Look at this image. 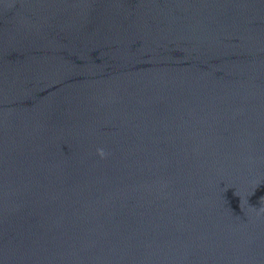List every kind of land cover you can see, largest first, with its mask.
I'll return each mask as SVG.
<instances>
[{
    "label": "water",
    "instance_id": "obj_1",
    "mask_svg": "<svg viewBox=\"0 0 264 264\" xmlns=\"http://www.w3.org/2000/svg\"><path fill=\"white\" fill-rule=\"evenodd\" d=\"M261 209L264 0H0V264H264Z\"/></svg>",
    "mask_w": 264,
    "mask_h": 264
},
{
    "label": "clouds",
    "instance_id": "obj_2",
    "mask_svg": "<svg viewBox=\"0 0 264 264\" xmlns=\"http://www.w3.org/2000/svg\"><path fill=\"white\" fill-rule=\"evenodd\" d=\"M96 155L99 156L101 159L105 158V152L102 149H97ZM260 211L264 212V209H261Z\"/></svg>",
    "mask_w": 264,
    "mask_h": 264
}]
</instances>
